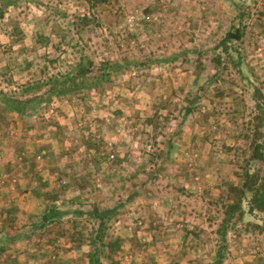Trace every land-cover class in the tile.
Wrapping results in <instances>:
<instances>
[{"label": "rangeland", "instance_id": "374dc122", "mask_svg": "<svg viewBox=\"0 0 264 264\" xmlns=\"http://www.w3.org/2000/svg\"><path fill=\"white\" fill-rule=\"evenodd\" d=\"M12 1L16 3L5 8L11 14L4 15L1 26L9 41L0 45L4 58L0 63L7 65L2 64L0 77H6V84L15 83V89L1 91L10 93L65 74L83 61L92 62L94 74L104 62H128L98 88L76 93L75 102L87 113L80 116L79 126L90 129L99 118L106 120L103 128L109 127L105 130L112 145L106 151L115 157L107 162V173L96 177L81 173L75 181L79 194L32 195L34 200L19 196L22 205L31 199L32 208L22 211L18 223L30 221L28 213L32 218L55 198L66 199L75 208L124 204L106 239L119 240L120 248L103 256L102 264H213L224 218V186L241 183L245 151L254 134L253 91L258 88L264 94V0H110L95 7L87 0ZM239 10L248 13L239 47L242 73L229 55L232 52L237 59L238 53L226 52L223 43L226 33L240 23L234 17ZM18 41L23 46L13 49ZM193 99L195 110L185 118ZM94 107L102 109V117L92 116ZM90 134L86 142L91 145L95 139ZM17 142L7 156L27 150L25 141ZM124 142L127 163L118 145ZM30 148L28 156L33 157L37 147ZM33 172L32 167L26 171ZM252 219L248 215L245 221ZM64 220V228L52 224L45 231L21 236L1 256L0 264H86L94 224L86 216ZM74 229L83 236L78 241L71 238ZM237 229L228 233L224 264H264V235L245 231L244 223ZM57 240L63 242L61 247ZM0 241L8 242L2 237ZM39 241L51 252L29 250ZM69 245L85 249L78 252ZM57 248H65L71 257L53 258Z\"/></svg>", "mask_w": 264, "mask_h": 264}, {"label": "trees", "instance_id": "16d2710c", "mask_svg": "<svg viewBox=\"0 0 264 264\" xmlns=\"http://www.w3.org/2000/svg\"><path fill=\"white\" fill-rule=\"evenodd\" d=\"M109 1L87 0L91 7L106 4ZM13 3H16V1L10 0L5 4L0 3V19L5 15V8ZM235 7L238 8V6ZM247 15L248 13L245 10L243 12L238 11V14L234 17L240 21L239 25L232 27L223 40L226 52L233 50V52L238 53L237 59L234 58L232 52H229V55L241 73L243 66L239 47L246 30V25L242 21ZM127 66V61L125 64L108 61L100 66V73L94 74L92 62L88 61V63H85L83 61L65 74L52 75L47 79L28 83L20 90L16 89L10 93L0 90V106L5 110L17 113L21 119L25 118L26 120L29 117L38 116L55 99L79 93L81 90L98 88L104 81L110 79L112 71ZM93 74L94 76H92ZM253 99L257 109L253 117L254 134L251 136L250 145L245 151V164L239 174L241 183L229 182L224 186L226 192L225 196L222 197L224 218L217 232L220 238L213 258V264L225 263L228 233L231 231L237 232L238 223H244L245 231L247 232L252 230L264 235V150L260 143L263 139L261 131L264 130V94L260 89H254ZM196 102L197 100L195 99L190 101L189 106L186 108L185 118L195 110ZM40 197L43 198L46 195H40ZM132 199H128V201L131 202ZM67 203L66 199L59 201L58 198H55L52 204H48L46 207L36 211L32 216L33 221L31 224H19L18 220L22 210L17 206H12L7 212V226L11 232L8 234L5 227L0 231V237L8 240V242L0 241V258L9 249L10 245L20 239L21 236L26 237L37 230L45 231L50 225L60 222L67 216H71L76 220L86 216L94 224L88 239L91 251L89 252L87 264H102L103 256H112L119 250V240L107 241L106 239L109 226L117 219L124 204H117L113 207H100L97 204H91L89 208H75L68 206ZM248 215H253V219L245 221ZM81 237H83L81 233L79 231L76 232V229H74L71 236L72 240L78 241ZM37 245L41 250V254L46 255L51 252L50 246L46 242L40 243L39 241Z\"/></svg>", "mask_w": 264, "mask_h": 264}, {"label": "crops", "instance_id": "0c3cea01", "mask_svg": "<svg viewBox=\"0 0 264 264\" xmlns=\"http://www.w3.org/2000/svg\"><path fill=\"white\" fill-rule=\"evenodd\" d=\"M9 14H11V10L6 12L5 16L8 17ZM4 20L5 18L0 19V45L9 41V39L7 40L3 35L8 33L1 29L2 21ZM26 35L28 34L25 33L24 37H26ZM25 40L27 41L26 38ZM20 41L14 42L12 48L20 49V47L23 46ZM3 60V56H0V61ZM2 64L7 66L6 63H0V68H2ZM6 82L5 76L0 77V88H6L8 90H10V88L15 89V83L8 82L6 84ZM76 99V94L70 95L67 98H62L56 103L57 108H55L54 114L45 119L40 116L29 117L26 120L25 118L21 119L17 113L5 110L0 106V199L5 196V199L0 200V211L3 213H0V215H2L0 216L2 217L0 219V226L7 221V212L12 206L19 207L25 213L30 212L32 208L31 199H27L22 205L20 201L22 198L19 196L25 195L30 198L32 195L40 196L52 194L65 196L71 195V193L79 194L81 190L79 187H76L77 183L75 186V181L81 173H87L90 177H96L97 175L107 173L109 168L106 164L107 162H112L111 157L106 151V149L109 148L108 144L111 142L110 134L105 130L107 128L109 129V127L105 126L103 128L104 124L102 123L106 120L97 118L98 121L92 122L89 125L91 127L90 129L84 128L85 130H83V127L79 126L82 122L80 116L87 113L86 110L82 109L75 102ZM94 99L97 100L98 96ZM101 110H97L94 107L93 111H90V113L92 116L99 115V117H102L100 114V112L102 113ZM108 113L111 114L110 112H106V116ZM90 133H92L93 139H95L91 145L86 142V137H88L87 135ZM18 139L25 141L23 144L26 146L27 150L24 152H17L14 157L12 151V156H7L8 152L18 143ZM7 140L9 141L6 142ZM126 143L127 142L118 144L119 147H121L120 156L122 157L121 159H124V163H127L129 158L126 149L128 146ZM4 145L8 146L4 148ZM30 146H32V148L34 147L33 150L37 147L36 155L33 157L28 156L30 152L28 149H31ZM122 147L124 148L122 149ZM14 153H16L15 150ZM100 154H106V156H100ZM6 157H9V161L12 162H8ZM81 161L85 163V167L80 166ZM9 163H11L12 166L10 171L7 172ZM30 167L34 169V172L28 174L26 171H28ZM22 181L24 184H22ZM41 202L42 201H40V203ZM28 214L30 221L24 222L25 224H31L33 221V217L30 218L31 213ZM66 222L67 220L63 219L54 224L57 227L64 228L67 226ZM3 227L7 228L8 234L11 232L7 223H5L2 228ZM61 240H57L60 243L59 247H61L62 241H64ZM69 246L70 248L78 250V252L81 250L84 251L85 249V247ZM86 247L89 248V246ZM33 249L41 253L37 245L35 248L29 250L33 251ZM61 249L63 248L53 250V252L55 251L53 258L68 259L71 257L70 253L66 252L68 250L64 248L63 251ZM25 255L27 254H24V256ZM28 255H30V253H28ZM28 255L26 258H30ZM78 255L83 256L82 253ZM87 256L86 259L89 261V252ZM87 263L88 262H86V264ZM120 264H122V262H120Z\"/></svg>", "mask_w": 264, "mask_h": 264}, {"label": "built area", "instance_id": "2783aa9c", "mask_svg": "<svg viewBox=\"0 0 264 264\" xmlns=\"http://www.w3.org/2000/svg\"><path fill=\"white\" fill-rule=\"evenodd\" d=\"M144 19L148 21L151 19V16L147 15L146 17H144ZM3 89L5 91L7 90L6 88H3ZM57 102H54V103L48 105L37 117L40 116V117H43V119H45L50 115L52 116V114H54L55 108H57V105H56ZM111 145H112V142H110L108 144L109 147H111ZM109 156L111 157V159H113L115 157V155L112 154L111 150H110Z\"/></svg>", "mask_w": 264, "mask_h": 264}]
</instances>
